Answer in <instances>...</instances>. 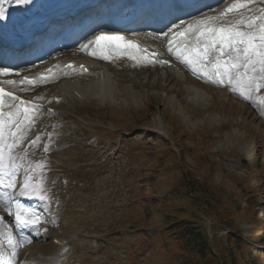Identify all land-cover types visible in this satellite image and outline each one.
I'll return each mask as SVG.
<instances>
[{
  "label": "rangeland",
  "instance_id": "374dc122",
  "mask_svg": "<svg viewBox=\"0 0 264 264\" xmlns=\"http://www.w3.org/2000/svg\"><path fill=\"white\" fill-rule=\"evenodd\" d=\"M120 72L82 81L111 88L69 109L84 119L65 176L88 184L70 202L83 231L74 253L84 264H264L263 119L208 85L199 101L177 68Z\"/></svg>",
  "mask_w": 264,
  "mask_h": 264
},
{
  "label": "snow or ice",
  "instance_id": "6c2138e0",
  "mask_svg": "<svg viewBox=\"0 0 264 264\" xmlns=\"http://www.w3.org/2000/svg\"><path fill=\"white\" fill-rule=\"evenodd\" d=\"M255 2L232 0L215 14L196 16L188 21L180 19L167 31L152 35L164 40L167 52L194 75L229 87L256 104L264 115V95L259 94L264 90V7H251ZM33 3L34 0H0V21L8 18L4 5L15 4L27 10ZM79 50L104 60L127 56L138 64L168 62L156 59L158 53L150 52L119 32L101 31L82 43ZM60 67L53 65L36 77L0 79V188L7 190L0 192V206L11 218V222H6L5 217L0 216V236L6 241V247L0 245L3 264H18V249L23 243H32L30 236L18 240L14 230H19L20 234L31 230L39 235L45 223L41 212L25 206L18 198L39 200L45 205L44 211L49 210L53 199L46 176L47 160L32 158L35 155L32 149L41 147L40 135H31L40 105L22 99L16 92H27L31 87L48 83L56 78L55 70ZM65 67L74 69L72 64ZM80 69L87 71L83 65ZM12 75L20 76V73L0 67V77ZM42 147L45 153L49 151L47 145ZM21 172L22 180L19 179Z\"/></svg>",
  "mask_w": 264,
  "mask_h": 264
},
{
  "label": "bare ground",
  "instance_id": "6f19581e",
  "mask_svg": "<svg viewBox=\"0 0 264 264\" xmlns=\"http://www.w3.org/2000/svg\"><path fill=\"white\" fill-rule=\"evenodd\" d=\"M120 64L122 66L124 65L123 62H120ZM123 69L127 70L128 67H123ZM147 70L152 71V69H147ZM79 75H81V73H79ZM119 75H122V74L119 73ZM180 76L188 78V75L185 72H183V71L180 72ZM139 79H140V77L134 79L135 84H136V82ZM65 82L69 83V84L64 87L63 92L59 91V94H62V93H63V95L66 94L67 92L71 91L72 85L79 84L78 79L65 80ZM65 82H61L58 85H61V84L65 83ZM197 83L198 82H195V84H193V86H189L188 87V91L192 92L195 96L202 95V97H204V95H206V91L208 92V91H210V89H206V91H204L203 90L204 85L200 84L199 86H201V87H198L196 85ZM53 89H54V86H52L51 90H53ZM220 91L225 96H227V92H225L224 90H220ZM70 101L76 102V100L74 98H71ZM81 118H83L82 115H79V117L78 116L71 117L70 114H69L65 119H68V123H71L72 126H75V128L77 129V128H81L83 126L82 125L83 124V120ZM83 130L86 131V129H84V128H83ZM72 133L73 132H71V134ZM69 136L70 135L63 137L64 139H63V141H62V143L60 145H64V144L70 143V142H68ZM70 161H71V159H70ZM53 163H54V168H55L54 174L63 173L66 168H70V169H74L75 168V166L72 163H70L69 161L68 162H64L59 156L53 157ZM96 169H97L96 167H93L90 170V172H92V171H94ZM93 178L94 177H92V179ZM55 186H57V190L59 191V194L63 198V200H60L59 214H60V218H61L62 222L64 224H66V222L69 220V218H70L71 221H73L75 216H76V211H75L74 207H70L68 205V203H70L71 200L74 199L75 196L76 197L81 196V194L83 193V189L85 187H87L88 184L85 183L83 185V183H81L77 179L74 182L72 181L71 183H68V192H71L70 195L67 194L68 193L66 191L67 187L64 185V182H63L62 178H60L58 182L54 183V187ZM66 200H68V201L66 202ZM69 230H71V229H69L67 227H63L61 230L58 231V234H56L55 237L58 240L62 241V242L65 241V240L69 242L70 241V237H72L73 233H76V232L83 233V231L81 229H78V228H77L76 232L74 230H71V231H69ZM68 232L70 233V235H68ZM58 248L60 249L61 246L58 245V244H54V243H52V244L44 243L43 245H39L38 247L34 246V247L31 248V250L34 251V252L28 254L26 256V258L30 260L31 264H39L41 261L46 260V259L51 260L52 262H54L56 260H59L58 256H57V258L56 257L51 258L50 256ZM38 252H41V254H38ZM93 263H94V260L92 259L91 264H93Z\"/></svg>",
  "mask_w": 264,
  "mask_h": 264
},
{
  "label": "trees",
  "instance_id": "16d2710c",
  "mask_svg": "<svg viewBox=\"0 0 264 264\" xmlns=\"http://www.w3.org/2000/svg\"><path fill=\"white\" fill-rule=\"evenodd\" d=\"M188 240L193 239L192 246L197 248L198 251H201L202 249H207L208 247L206 246V241H202L198 237V233L196 232H191L189 235L186 237Z\"/></svg>",
  "mask_w": 264,
  "mask_h": 264
}]
</instances>
